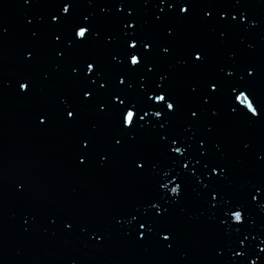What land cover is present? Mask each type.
Here are the masks:
<instances>
[{"label":"water","instance_id":"water-1","mask_svg":"<svg viewBox=\"0 0 264 264\" xmlns=\"http://www.w3.org/2000/svg\"><path fill=\"white\" fill-rule=\"evenodd\" d=\"M52 2L30 0L26 5L24 0H0V27L7 30L0 38V81L9 85L0 86V264H264V252H260L264 248V209L260 208L264 191L257 195L255 204L248 195L256 194L254 185L264 183V163L258 161L264 156V119L250 124L247 119L228 117L226 98L220 102L221 118L217 121L207 112L189 120L187 113L194 102L188 94L189 84L202 81L218 65H230V54H234L238 65L256 69L251 87L264 107V0H240L238 5L236 0H196L199 7L190 9V17H182L179 23L175 20L178 9L169 14L165 8V20L160 25L153 17L158 9L152 3L145 6V0H129L134 8H126L119 16L110 3L102 5L101 0H95L90 6L89 0H77V18L81 13L89 14L94 26L98 22V36L62 59L57 58L56 49L63 45L51 43L48 12ZM209 5L228 10L235 5L246 10L258 26L247 31L244 26L230 29L221 39V27L201 23ZM129 10L140 22L139 32L158 44L169 42L163 36V27L169 23L175 26L176 37L171 41L170 56L162 57L159 48L152 55L155 68L152 73L144 70L141 75L146 76L145 81L133 76L131 91H127L129 80L123 87L136 99L142 83L154 88L160 73H170L173 91L182 104L177 130L199 140L207 134L209 124L215 125L206 147L227 166L231 188L220 187L246 205V223L239 234L230 221L216 228L204 206L182 199L169 217L176 234L171 251H165L156 235L138 242L128 234L138 227L136 222L117 226L116 218L131 220L126 212L149 195V181L130 172L127 152L111 155L109 162L101 166L100 155L110 151L116 135L114 122L98 117L95 109L85 110L76 123L66 124L60 115V98L72 102L85 85L72 75V68L88 57L97 59L109 78L106 90H118L115 77L126 70V64L118 66L121 58L113 61L112 56L123 47L124 33L132 31L119 24ZM109 36L115 38L114 43H106ZM63 39H67V31ZM195 44L207 47L210 53L209 64L198 71L178 63ZM32 49L36 59L25 61L24 56ZM21 76L33 81L29 96L17 94L16 81ZM103 82L98 81L96 87ZM40 110L51 114L45 126L35 121ZM97 123L100 127L93 132L92 125ZM186 125L190 127L184 131ZM86 135L95 137L97 147L88 154L85 165L78 166L80 141ZM213 142L221 146L220 151ZM245 143L249 144L247 149ZM200 181L201 186L207 183L202 175ZM66 223L72 227L66 229ZM240 240H244L243 248ZM236 252H243V257H237Z\"/></svg>","mask_w":264,"mask_h":264},{"label":"snow or ice","instance_id":"snow-or-ice-1","mask_svg":"<svg viewBox=\"0 0 264 264\" xmlns=\"http://www.w3.org/2000/svg\"><path fill=\"white\" fill-rule=\"evenodd\" d=\"M76 2L77 0H53L49 5L51 43L63 45L62 49L59 47L56 49L58 59H62L74 48L89 44L98 36V22L95 21L96 26H94L89 14L81 13L77 18ZM94 2L95 0H89V5ZM24 3L28 5L30 0H24ZM101 3L102 5L110 3L118 16L126 8H134L129 0H101ZM149 3L158 9V13L153 14L154 23L157 25L165 20V8L169 14L178 9L175 20L179 23L182 17L184 19L190 17V9L199 7L196 0H158V2L145 0V6ZM239 3L240 0H236V5ZM101 12H104L103 6ZM248 17L246 10L237 9L235 5L232 10L223 6L209 5L203 11L200 20L203 24L221 27L219 36L224 39L230 29L239 30L244 26V30L247 31L258 26ZM246 19L247 24H245ZM28 23L31 24L32 21L29 20ZM119 24L126 25V28L132 31L124 33L123 47L112 56L113 61H117V57L121 58L117 61L118 66L122 63L126 64V70L115 77L118 90L111 92L106 90L105 85L109 83V78L103 72L99 61L88 57L72 68V75L78 76L82 82H85V85L79 89V96L72 102H69L67 97L60 98L62 108L60 115L63 116L66 124L76 123L87 109H95L98 117L114 122L116 135L112 137L110 151L100 155L101 166L109 162L111 155L127 152L130 172L140 177H147L149 181V195L139 205H133L127 210L126 215L131 216V220H125L123 216L116 218L117 226H121L122 223L131 226L135 221L138 227H133L129 235L135 236L138 242L156 235L159 237L158 243L164 246L165 251H171L176 244V234L169 223L173 206L179 204L182 199H191L194 203L204 206V210L213 217L216 228H223L226 221H230L235 232L239 234L246 223V205L220 187L226 185L231 188V184L227 182L229 175L227 166L218 162L215 154L206 147L215 125L209 124L206 127L207 134L199 140L186 137L177 130V116L182 104L173 91L170 73H160L154 88L142 83L136 99L127 94L132 87L131 77L138 76L141 81H145L146 76L141 75L144 70L146 69L147 73L154 71L152 55L157 48L162 57L172 54L171 41L176 37L175 26L169 23L163 27V36L169 42L158 44L156 40L139 32L141 25L134 17L133 11L129 10L126 17L119 20ZM6 31L0 27V38L6 34ZM65 31H67V39L62 40ZM32 35L35 36L36 33ZM114 42L115 38L111 36L106 40V43ZM24 59L35 60V49L28 51ZM209 60L208 48L195 44L184 52V58L178 63L198 71L205 68ZM228 60L232 61L230 65H218L216 70L202 81L189 84L188 94L194 100L187 108L189 120L199 119L198 114L203 115L205 112L213 121L219 120L221 118L219 105L225 98L228 117L247 119L250 124L264 119V107L256 99L251 87V79L256 69L251 65H238L234 54H230ZM44 79L47 80L48 76L45 75ZM101 79L104 82L96 87ZM126 80H129L127 91L123 87ZM0 86L9 85L0 81ZM16 91L18 95H31L32 79L21 76L16 81ZM102 96L106 98L100 99ZM35 121L38 126H45L51 121V114L46 110H40L35 114ZM99 127V123L93 124L92 131L95 132ZM189 127L190 125H186L184 131ZM96 147L94 136L86 135L81 139L80 152L76 157L78 166L85 165L88 154ZM213 147L216 151H220L221 146L218 143L213 142ZM243 147L247 149L249 144L245 143ZM193 161L195 163L190 168L189 165ZM258 161L264 163V156H259ZM160 172H163L162 176L159 175ZM201 175L207 180L202 186ZM253 191L256 194L249 192L248 195L251 203L255 204L257 195L264 191V183L254 185ZM260 208L264 209V204H261ZM71 227L72 224H65L66 229ZM99 239L98 236L97 241ZM244 240H247V236ZM244 240L238 241L241 248L244 247ZM260 252H264V248H261ZM217 255L220 253L218 252ZM235 255L243 257L244 253L236 252ZM252 264L256 262L253 261Z\"/></svg>","mask_w":264,"mask_h":264}]
</instances>
